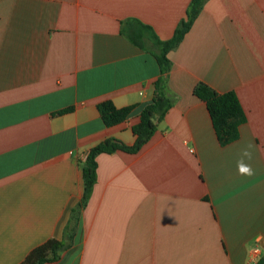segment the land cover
Masks as SVG:
<instances>
[{"label":"crops","instance_id":"crops-1","mask_svg":"<svg viewBox=\"0 0 264 264\" xmlns=\"http://www.w3.org/2000/svg\"><path fill=\"white\" fill-rule=\"evenodd\" d=\"M191 2L0 0V264L52 238L67 247L47 264H264V0H204L168 55L173 107L138 153L98 156L72 218L88 151L135 144L160 76L149 35L142 49L124 31L169 40ZM200 83L237 95V141L220 145ZM107 100L128 119L107 127ZM249 145L251 177L237 173Z\"/></svg>","mask_w":264,"mask_h":264},{"label":"trees","instance_id":"trees-1","mask_svg":"<svg viewBox=\"0 0 264 264\" xmlns=\"http://www.w3.org/2000/svg\"><path fill=\"white\" fill-rule=\"evenodd\" d=\"M204 0H192L186 15L177 26L171 39L161 41L148 26L137 22L139 30L127 29L126 37L135 45L146 49L142 43V37L149 35V39L155 45V51L150 52L155 57L160 76L154 82V96L150 105L141 113L140 122L133 127L137 136L133 146H127L116 139H107L94 146L88 151L86 160L82 164L84 193L81 201L72 211V218L78 224L80 213L86 207L97 182V158L101 154H113L123 151L130 154L138 153L154 136L157 125L160 123L174 105V98L169 95L167 74L171 69V61L168 57L170 51L176 49L191 29L195 18ZM194 95L205 102L209 111L214 130L221 146H227L240 137V126L246 117L237 95L234 92L218 93L204 83L198 84L194 89ZM72 108L62 110L60 113L70 112ZM102 121L107 127H112L126 121L133 107L117 108L110 100L103 101L98 105ZM67 244L64 240L49 239L43 244L32 249L20 264H47L60 259Z\"/></svg>","mask_w":264,"mask_h":264},{"label":"clouds","instance_id":"clouds-1","mask_svg":"<svg viewBox=\"0 0 264 264\" xmlns=\"http://www.w3.org/2000/svg\"><path fill=\"white\" fill-rule=\"evenodd\" d=\"M251 145L245 147L240 152V159L237 161V173L241 176L251 177L255 175V169L250 163L246 161H251L253 159L252 152L249 150Z\"/></svg>","mask_w":264,"mask_h":264},{"label":"built area","instance_id":"built-area-1","mask_svg":"<svg viewBox=\"0 0 264 264\" xmlns=\"http://www.w3.org/2000/svg\"><path fill=\"white\" fill-rule=\"evenodd\" d=\"M255 253H258V251L256 250Z\"/></svg>","mask_w":264,"mask_h":264}]
</instances>
